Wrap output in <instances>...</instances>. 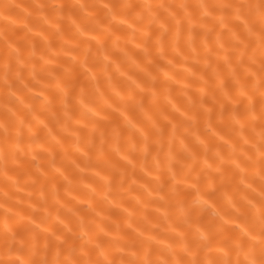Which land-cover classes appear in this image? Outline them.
<instances>
[{
  "label": "bare ground",
  "instance_id": "1",
  "mask_svg": "<svg viewBox=\"0 0 264 264\" xmlns=\"http://www.w3.org/2000/svg\"><path fill=\"white\" fill-rule=\"evenodd\" d=\"M0 264H264V0H0Z\"/></svg>",
  "mask_w": 264,
  "mask_h": 264
}]
</instances>
